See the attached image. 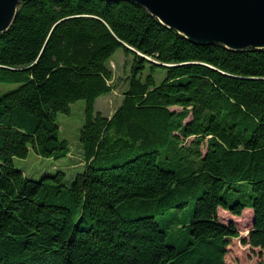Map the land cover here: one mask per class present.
Listing matches in <instances>:
<instances>
[{
    "label": "trees",
    "instance_id": "trees-1",
    "mask_svg": "<svg viewBox=\"0 0 264 264\" xmlns=\"http://www.w3.org/2000/svg\"><path fill=\"white\" fill-rule=\"evenodd\" d=\"M119 48L133 62L108 117L95 103ZM0 80L19 83L0 96V264H228L240 232L219 208H252L242 242L264 250V48L192 41L128 0H23L0 33ZM82 98L83 170L26 176L16 156L70 152L58 115ZM193 199L171 244L156 216Z\"/></svg>",
    "mask_w": 264,
    "mask_h": 264
},
{
    "label": "rangeland",
    "instance_id": "rangeland-1",
    "mask_svg": "<svg viewBox=\"0 0 264 264\" xmlns=\"http://www.w3.org/2000/svg\"><path fill=\"white\" fill-rule=\"evenodd\" d=\"M133 56L127 55L123 48H119L109 61V66L114 72L110 84L113 90L109 94H103L95 103L96 110L101 111L108 117H111L116 109L120 106L124 96V90L129 85V74ZM149 73V67L144 71V75ZM166 71L159 69L155 73L157 81L164 79ZM19 83L5 82L0 80V96L15 89ZM86 99H78L71 103L70 113H60L58 123L60 133L70 144V152L61 157H47L37 154L31 149L27 157L14 158L15 166L21 169L29 178L39 180L45 174H55L58 170L66 173V183L71 184L77 174L85 167L83 156V147L80 142V132L85 121ZM172 110H181L180 106H172ZM189 120V118H187ZM186 120V121H187ZM193 137L186 139L185 144H189ZM203 153L206 147L202 146ZM195 199L183 209H171L172 214L158 215V220L162 228L170 227L172 233L168 236V242L174 245H182L187 239L183 230L176 226L178 222L190 221L193 217ZM219 220L222 223L229 224L231 221L240 232L239 237L230 238V244L227 246L225 260L228 264H258L264 262V250L253 248L250 244L242 242L243 237L248 235L253 224V214L250 210L245 209L241 215L232 214L229 210L219 208ZM182 227V225H180ZM174 231V232H172Z\"/></svg>",
    "mask_w": 264,
    "mask_h": 264
},
{
    "label": "water",
    "instance_id": "water-1",
    "mask_svg": "<svg viewBox=\"0 0 264 264\" xmlns=\"http://www.w3.org/2000/svg\"><path fill=\"white\" fill-rule=\"evenodd\" d=\"M22 1L0 0V33L11 27ZM128 1L192 41L234 50L264 48V0Z\"/></svg>",
    "mask_w": 264,
    "mask_h": 264
},
{
    "label": "crops",
    "instance_id": "crops-1",
    "mask_svg": "<svg viewBox=\"0 0 264 264\" xmlns=\"http://www.w3.org/2000/svg\"><path fill=\"white\" fill-rule=\"evenodd\" d=\"M247 210H250V212H252L253 217H254V210L252 208H247ZM247 236V235H246Z\"/></svg>",
    "mask_w": 264,
    "mask_h": 264
}]
</instances>
